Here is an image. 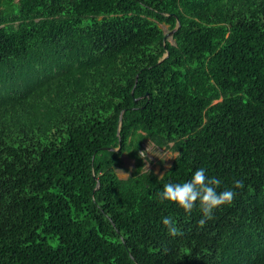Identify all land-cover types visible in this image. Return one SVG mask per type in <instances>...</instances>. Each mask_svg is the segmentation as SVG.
Segmentation results:
<instances>
[{
	"label": "trees",
	"instance_id": "16d2710c",
	"mask_svg": "<svg viewBox=\"0 0 264 264\" xmlns=\"http://www.w3.org/2000/svg\"><path fill=\"white\" fill-rule=\"evenodd\" d=\"M0 264H264V0H0Z\"/></svg>",
	"mask_w": 264,
	"mask_h": 264
},
{
	"label": "clouds",
	"instance_id": "9594fccd",
	"mask_svg": "<svg viewBox=\"0 0 264 264\" xmlns=\"http://www.w3.org/2000/svg\"><path fill=\"white\" fill-rule=\"evenodd\" d=\"M221 183L220 179L206 175V169L200 167L195 169L189 179L183 182H168L163 185L159 192L161 201H172L182 207L186 212H190L198 203L203 213L199 223L204 224L206 218H211L213 211L224 204L231 203L235 192L231 188L217 191L216 187ZM236 186H240L241 181H234ZM163 224L167 226L168 232L175 235L178 229L174 221L169 216H164Z\"/></svg>",
	"mask_w": 264,
	"mask_h": 264
},
{
	"label": "rangeland",
	"instance_id": "374dc122",
	"mask_svg": "<svg viewBox=\"0 0 264 264\" xmlns=\"http://www.w3.org/2000/svg\"><path fill=\"white\" fill-rule=\"evenodd\" d=\"M165 32L169 35V39L172 40L171 30L168 25L161 24ZM143 152V153H142ZM142 155L146 158L145 170L153 169L159 175H163L167 169L171 166L174 158L177 155L176 151L169 148L158 147L150 141H145L144 147L141 151ZM135 167V161L127 154L123 155V163L117 168V172L120 177L126 178L133 172Z\"/></svg>",
	"mask_w": 264,
	"mask_h": 264
},
{
	"label": "water",
	"instance_id": "95a60500",
	"mask_svg": "<svg viewBox=\"0 0 264 264\" xmlns=\"http://www.w3.org/2000/svg\"><path fill=\"white\" fill-rule=\"evenodd\" d=\"M171 33H173V31L171 32ZM123 112L121 113V115H120V125L122 124V121H123ZM119 148V147H118Z\"/></svg>",
	"mask_w": 264,
	"mask_h": 264
},
{
	"label": "built area",
	"instance_id": "2783aa9c",
	"mask_svg": "<svg viewBox=\"0 0 264 264\" xmlns=\"http://www.w3.org/2000/svg\"><path fill=\"white\" fill-rule=\"evenodd\" d=\"M143 153V152H142Z\"/></svg>",
	"mask_w": 264,
	"mask_h": 264
}]
</instances>
